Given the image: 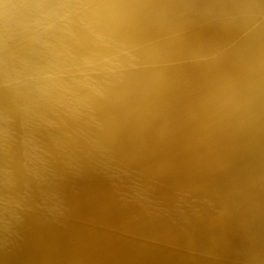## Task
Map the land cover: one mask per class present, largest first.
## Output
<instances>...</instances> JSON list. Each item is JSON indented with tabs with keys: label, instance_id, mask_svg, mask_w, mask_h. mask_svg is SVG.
I'll return each mask as SVG.
<instances>
[{
	"label": "bare ground",
	"instance_id": "1",
	"mask_svg": "<svg viewBox=\"0 0 264 264\" xmlns=\"http://www.w3.org/2000/svg\"><path fill=\"white\" fill-rule=\"evenodd\" d=\"M0 264H264V0H0Z\"/></svg>",
	"mask_w": 264,
	"mask_h": 264
}]
</instances>
